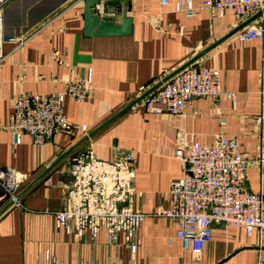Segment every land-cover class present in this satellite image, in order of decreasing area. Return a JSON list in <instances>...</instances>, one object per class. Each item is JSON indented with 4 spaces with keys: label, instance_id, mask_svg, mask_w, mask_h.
I'll return each mask as SVG.
<instances>
[{
    "label": "crops",
    "instance_id": "0c3cea01",
    "mask_svg": "<svg viewBox=\"0 0 264 264\" xmlns=\"http://www.w3.org/2000/svg\"><path fill=\"white\" fill-rule=\"evenodd\" d=\"M177 1L162 5L157 0H130L131 33L103 37L84 36L85 0H11L6 5L0 167L26 176L21 192L101 124L243 24L229 10L218 16L199 9L186 18L176 11ZM203 1L194 0V7L198 9ZM122 8L121 0H100L97 13L121 24ZM234 36L196 63L218 71L220 89L235 94V101L195 99L179 117L151 115L140 103L131 108L24 193L23 210L9 208L0 215V264H43L45 254L62 264H256L261 246L256 235L217 225L211 241L195 258L177 240L168 245L177 226L153 216L158 208H168L169 184L182 176L183 164L173 157L175 148L194 142L211 146L223 137L239 141L240 154L250 162L248 190L261 192L264 198L255 164L260 134L255 118L264 116V42H238ZM70 81H84L92 89L85 102L64 103L75 137L62 134L38 146L26 135L13 136L7 130L15 97L59 92ZM89 144L98 159H111L123 150L134 154L132 206L145 215L134 254L122 234L115 243H109L104 232L94 243H82L56 226L54 214L63 205L70 159Z\"/></svg>",
    "mask_w": 264,
    "mask_h": 264
},
{
    "label": "built area",
    "instance_id": "2783aa9c",
    "mask_svg": "<svg viewBox=\"0 0 264 264\" xmlns=\"http://www.w3.org/2000/svg\"><path fill=\"white\" fill-rule=\"evenodd\" d=\"M10 1L0 0V65L5 60L3 11ZM157 1L162 5L168 3V0ZM175 7L186 18H192L199 9L218 16L229 10L239 23L261 12L234 37L238 42H264V0H205L198 9L194 0H178ZM219 78L218 71L193 63L140 104L151 115L179 117L195 99L235 101V94L220 89ZM91 92L86 82L70 81L61 91L48 95L21 94L12 101L7 130L13 136L26 135L38 146L53 142L62 134L75 137L76 128L67 120L64 103L66 100L85 102ZM255 122L260 129L255 164L259 182L264 185V116H257ZM220 125L224 126L225 122L220 121ZM239 145L238 140L223 137L211 146L194 142L175 148L173 157L183 164L182 176L169 184L168 208H158L153 214L177 226L175 236L167 239L168 245L177 240L183 250L197 258L211 241L215 226H233L249 237L257 236L261 246L256 264H264V198L261 192L245 188L250 162L240 154ZM134 170L132 151L123 150L111 159H98L90 144L76 151L65 172L69 182L62 191L63 205L54 214L57 228L82 243H94L101 232L109 243H115L122 234L134 254L136 235L145 218L132 206L136 193ZM25 181L26 176L0 167V210L8 204L9 208L24 209L19 194ZM43 261V264H62L48 254Z\"/></svg>",
    "mask_w": 264,
    "mask_h": 264
},
{
    "label": "water",
    "instance_id": "95a60500",
    "mask_svg": "<svg viewBox=\"0 0 264 264\" xmlns=\"http://www.w3.org/2000/svg\"><path fill=\"white\" fill-rule=\"evenodd\" d=\"M130 0H121L123 4L122 12H121V24H115L113 21L109 20H103L101 19L100 15L97 13L98 6L100 4V0H85L84 2V20H83V32L84 36L91 37H103V36H124L129 35L132 31V20L127 17V5ZM264 12V10H263ZM261 12L253 16L248 21L241 24L237 29H235L233 32L225 36L220 41L216 42L212 46H210L208 49H206L203 53L197 55L192 60L188 61L186 64L172 72L170 75L165 77L162 81L157 83L155 86L147 90L145 93H143L139 98L134 100L132 103L127 105L125 108H123L121 111H119L117 114H115L113 117H111L109 120L101 124L98 128H96L93 132H91L88 136L83 138L81 141H79L74 147H72L64 156L59 158L54 165L51 166L48 170H46L43 174H41L36 180H34L29 186H27L20 194L19 197H21L24 193H26L37 181H39L50 169H52L54 166H56L64 157L72 153L73 151L77 150L79 147L84 145L86 142H88L92 137H94L97 133H99L102 129H104L106 126H108L110 123H112L114 120L122 116L124 113L129 111L131 108L139 104L146 96L154 92L156 89H158L163 83L168 81L171 77L185 69L186 67L192 65L193 63H196L197 60H199L203 55L208 53L211 49L218 46L220 43H222L227 38L231 37L232 35L236 34L238 31L243 29L246 25H248L252 20L260 16ZM245 188L248 189V186L245 182ZM10 207V204L5 206L0 210V215L6 211Z\"/></svg>",
    "mask_w": 264,
    "mask_h": 264
}]
</instances>
